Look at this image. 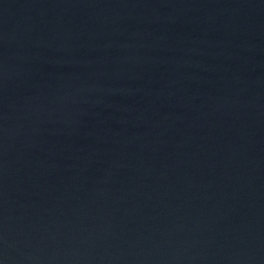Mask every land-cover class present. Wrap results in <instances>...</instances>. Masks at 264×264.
I'll return each mask as SVG.
<instances>
[{
    "label": "water",
    "instance_id": "obj_1",
    "mask_svg": "<svg viewBox=\"0 0 264 264\" xmlns=\"http://www.w3.org/2000/svg\"><path fill=\"white\" fill-rule=\"evenodd\" d=\"M0 264H264V0H0Z\"/></svg>",
    "mask_w": 264,
    "mask_h": 264
}]
</instances>
